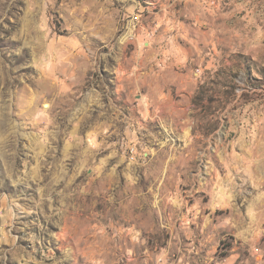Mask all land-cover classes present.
Masks as SVG:
<instances>
[{
    "label": "rangeland",
    "instance_id": "rangeland-1",
    "mask_svg": "<svg viewBox=\"0 0 264 264\" xmlns=\"http://www.w3.org/2000/svg\"><path fill=\"white\" fill-rule=\"evenodd\" d=\"M0 264H264V0H0Z\"/></svg>",
    "mask_w": 264,
    "mask_h": 264
},
{
    "label": "built area",
    "instance_id": "built-area-1",
    "mask_svg": "<svg viewBox=\"0 0 264 264\" xmlns=\"http://www.w3.org/2000/svg\"><path fill=\"white\" fill-rule=\"evenodd\" d=\"M134 151V149H131V152H133Z\"/></svg>",
    "mask_w": 264,
    "mask_h": 264
}]
</instances>
